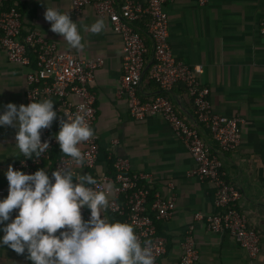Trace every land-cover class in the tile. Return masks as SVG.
Returning a JSON list of instances; mask_svg holds the SVG:
<instances>
[{
  "label": "crops",
  "instance_id": "crops-1",
  "mask_svg": "<svg viewBox=\"0 0 264 264\" xmlns=\"http://www.w3.org/2000/svg\"><path fill=\"white\" fill-rule=\"evenodd\" d=\"M46 6L69 11L70 18L78 21L83 49L70 48L61 35L51 31L50 22L44 18ZM19 11L22 34L34 30L61 52L81 60H102L89 85L95 98L92 129L97 147L113 157L127 158L131 172L151 176V198L148 197L147 207L154 194L167 197L170 194L168 182L173 183V215L156 223V233L166 240V252L160 263L178 264L179 243L192 225L191 235L198 251L195 264H264V52L258 34V25L264 20V0H208L203 6H199L197 0H171L165 6L168 44L174 58L189 66H201L198 78L209 89L212 113L237 116L242 121L238 147L221 159L226 180L240 192L235 206L260 237L259 253L254 259H250L228 234L208 231L203 221L193 220L196 212H213L212 188L207 182L188 175L194 166L193 159L159 115L147 116L141 121L129 115L127 100L116 93L121 77L122 44L108 20L103 18L105 27L99 33L85 30L83 26H90L102 17L90 8L74 16L70 0H22ZM134 27L149 49L146 59L150 61L151 42L144 33V20L135 22ZM28 70L9 62L0 48V112L9 102L25 105ZM148 81L143 74L142 99H150L160 92ZM166 96L181 118L188 123L194 121L190 100L180 86L176 85ZM202 131L203 140L215 151L216 145L208 132ZM15 132L14 126L0 127V199L8 194L4 173L9 164L14 169L21 155L14 147ZM114 139L117 144L111 147ZM41 168L48 172L49 165ZM96 170L105 172L104 164L97 163ZM14 217L12 212L5 223ZM89 217L90 210L85 207L83 218ZM0 264L32 262L26 252L17 254L4 245L0 248Z\"/></svg>",
  "mask_w": 264,
  "mask_h": 264
},
{
  "label": "built area",
  "instance_id": "built-area-1",
  "mask_svg": "<svg viewBox=\"0 0 264 264\" xmlns=\"http://www.w3.org/2000/svg\"><path fill=\"white\" fill-rule=\"evenodd\" d=\"M170 1L70 0V11L77 16L85 8H90L97 16L108 20L112 32L119 36L122 44L121 77L116 93L127 100L129 115L136 121L159 115L193 159L194 166L188 175L207 182L212 188L213 212H196L193 220L203 221L208 231L228 234L250 259H254L259 253L260 237L249 225L245 215L236 208L240 192L226 180L221 159L238 147L239 124L242 121L237 116L225 117L212 113L208 99L209 89L198 78L201 66H189L172 55L168 44L165 11V6ZM207 1L197 0L199 6L205 5ZM21 2L22 0H0V48L9 62L29 68L25 74V105L32 100L50 98L57 112V126L54 130L52 122L49 128L41 130V141L47 140L49 149L38 158L33 156V159L24 158L21 154L14 169L32 174L47 164L50 165L47 174L51 177V172L63 163L77 173L92 175L97 180L94 186L97 189H102L106 182H110V204L104 215L130 223L141 242L150 241L154 264H161L160 260L166 252V240L156 233V223L168 220L173 215L175 200L172 182H168L170 194L165 198L154 194L150 207L147 208L151 176L131 172L127 158L113 157L110 153L108 157L113 158L112 174L97 171L95 134L81 143V151L87 154L84 164L78 165L66 155L51 162V151L59 146L54 134L59 130L60 120L67 119L65 114H75L83 103L87 108V122L91 127L94 124L95 98L89 85L102 60H81L61 52L54 43L48 42L34 30L22 34L19 11ZM140 20H144V33L151 42L150 61L145 57L148 48L144 39L134 27V23ZM258 34L264 52V20L258 25ZM145 72L148 80L154 82L161 92L150 99H142L140 92ZM178 84L184 86L190 100L194 118L192 123L181 118L172 102L165 97ZM203 129L216 145L215 151L203 140ZM116 144L115 139L110 142L111 147ZM81 212L83 216L84 208ZM13 214H17L16 210H13ZM192 229L193 226L190 225L179 243L178 264H195L198 260Z\"/></svg>",
  "mask_w": 264,
  "mask_h": 264
},
{
  "label": "clouds",
  "instance_id": "clouds-1",
  "mask_svg": "<svg viewBox=\"0 0 264 264\" xmlns=\"http://www.w3.org/2000/svg\"><path fill=\"white\" fill-rule=\"evenodd\" d=\"M44 18L70 48L83 49L78 21L70 18L69 11L46 6ZM83 27L99 33L105 22L98 18ZM53 105L50 98L19 106L9 102L0 112V127L16 128L14 147L24 158H38L49 149L48 141H41V130L57 118ZM65 116L55 139L61 153L82 165L87 154L80 145L94 135L87 108L81 103L75 114ZM4 175L8 194L0 199V248L7 245L17 254L26 252L32 264H154L150 241L141 242L130 223L104 215L110 204V182L97 189L92 175L77 173L63 163L51 177L44 168L27 174L11 164ZM85 207L90 210L86 220L81 212ZM13 210L17 214L5 223Z\"/></svg>",
  "mask_w": 264,
  "mask_h": 264
},
{
  "label": "trees",
  "instance_id": "trees-1",
  "mask_svg": "<svg viewBox=\"0 0 264 264\" xmlns=\"http://www.w3.org/2000/svg\"><path fill=\"white\" fill-rule=\"evenodd\" d=\"M149 50V49H148ZM146 56H147V54H146ZM145 56V57H146ZM145 74V76H146V78H147V74H146V72L144 73ZM148 79V78H147ZM149 83H151V84H153V85H155L156 87H157V85L154 83V82H152V81H148ZM178 86H180L184 91H185V88H184V86L183 85H181V84H178ZM158 88V87H157ZM161 92H159V94H160ZM165 97H167L166 95H165ZM168 98V97H167ZM175 107V106H174ZM53 126H54V130H56V126H57V121H56V119H54L53 120ZM53 130V131H54ZM80 148L81 149H83V145L81 144L80 145ZM62 155H64L63 153H61V149H60V147L59 146H57L56 148H54L52 151H51V162H53L56 158H58L59 156H62ZM97 163H103L104 164V170H105V172L107 173V174H112V172H113V158H111V157H108V154L106 153V152H104V151H102V150H100L98 147H97V160H96V164ZM49 167H50V165H49ZM149 198H151V195L149 194V196H148ZM147 208H149V207H147ZM120 219V218H119ZM120 220H122V219H120Z\"/></svg>",
  "mask_w": 264,
  "mask_h": 264
}]
</instances>
